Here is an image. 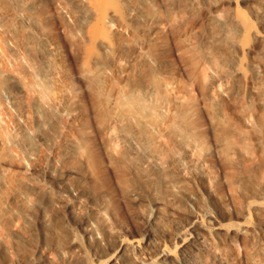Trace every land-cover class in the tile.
<instances>
[{"label":"bare ground","instance_id":"1","mask_svg":"<svg viewBox=\"0 0 264 264\" xmlns=\"http://www.w3.org/2000/svg\"><path fill=\"white\" fill-rule=\"evenodd\" d=\"M236 2L0 0V264H236L239 235L264 264L210 176L237 210L264 189V34Z\"/></svg>","mask_w":264,"mask_h":264},{"label":"rangeland","instance_id":"2","mask_svg":"<svg viewBox=\"0 0 264 264\" xmlns=\"http://www.w3.org/2000/svg\"><path fill=\"white\" fill-rule=\"evenodd\" d=\"M236 3L237 4L235 5L237 6L233 7V11H235V13L238 14L241 19L253 26L255 30L264 34V15L257 17L250 13V7H253L259 11H264V0H237ZM2 34H4V31L3 28L0 27V36ZM0 52H2V50ZM3 55L5 57L3 56L4 59L2 57L3 61L1 63H3V65H6V67L11 66L9 65L11 64V62H9V54H6L4 52ZM7 57L9 58V61H7ZM7 62H9V64ZM177 64L179 67H181L180 63ZM244 103L246 104V102ZM206 143L208 149L213 152L215 148L212 138L207 136ZM254 165V167L257 169V172H260L261 168L259 165H257V162ZM243 167L244 165L240 164L236 166V169L243 171ZM231 171L232 169L226 166L222 160L217 159L213 164L212 172H210V176L214 180L215 187L213 189L215 191V196L218 197V199H220L225 206V210H221V212L219 213V215L221 216L219 219V223H223L224 225H222L224 226V228H232L234 230L245 225L254 227L256 233L255 239L257 241V244L258 246L260 244L259 248L264 250V221L256 224L255 210V208H264V189L261 188V194L258 197L251 194L244 195V197H238L239 193L237 191L235 195L241 200V202L244 204L243 207L245 208L244 210H237L235 207V198L233 196V193L228 190L226 181V177ZM191 186L196 189L198 188V183H194ZM190 205L192 206V204L188 203V208L194 209L192 208L193 206L191 207ZM234 245L236 264H245L244 247L242 243V237L240 235L236 238ZM12 259H14V256H11L9 260L4 262L3 264H9L10 262V264H23L21 262H12Z\"/></svg>","mask_w":264,"mask_h":264}]
</instances>
